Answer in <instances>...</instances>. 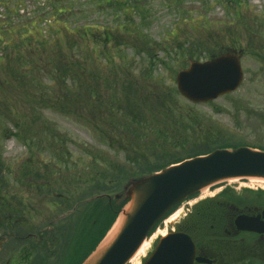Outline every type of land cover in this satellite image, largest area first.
Listing matches in <instances>:
<instances>
[{"label": "rangeland", "instance_id": "374dc122", "mask_svg": "<svg viewBox=\"0 0 264 264\" xmlns=\"http://www.w3.org/2000/svg\"><path fill=\"white\" fill-rule=\"evenodd\" d=\"M54 1L69 12L57 13L50 9L48 0H0V193L8 195L0 197V215L9 207L17 214L23 210L22 215L29 220L25 223L30 224L27 230L45 231L51 223L57 226L69 215V196H76V200L114 190L116 186L111 182L117 180L118 175L113 169L116 165L127 167V156L136 155L138 147L134 144L135 150H130L125 137L124 142L119 141L120 132L124 130L120 123L113 126L110 119H101L98 123L95 116L85 113L82 105L90 94L88 85L107 104L104 108L109 116L110 111L114 112L113 118L118 117L126 129L132 121L120 109L125 99L133 98L128 96L129 83H133L136 88L137 85L142 87L135 93L143 103L149 96L164 98L169 108H161L159 112L169 114L170 109L169 120L179 121V115L197 117L198 122L201 118L200 125L193 128L190 135L197 142L209 141L211 134L218 133L234 146L260 142L264 147V0L172 3L171 0H124L114 8L108 7L104 0ZM179 2L182 7L176 8ZM20 25L32 33L28 39H22L27 30L18 29L8 34L10 27ZM82 28L89 30L87 34ZM9 44L21 46L22 51L10 53ZM228 51L241 56L245 79L239 90L212 105L193 104L179 93L175 94L177 75L187 69L189 63L207 62L210 56L227 55ZM192 52L196 55L194 58L188 56ZM79 64L84 71L82 79L77 77L83 72ZM64 72L71 73L64 75ZM170 89L176 99L169 96ZM71 91L75 95L79 93L81 101L78 105L75 103L73 109L66 102ZM50 96L53 100H48ZM38 116L45 135L49 127L62 136L63 153L57 154L60 145L51 144L52 140L47 137L43 138L44 147H31L13 135L17 133L15 124L20 122H33L32 129L39 130L34 123ZM184 127L186 125L182 124L180 142L189 138ZM137 129L149 143L156 142V131H172L156 119L153 122L146 119ZM179 141L168 135L166 145L159 138L154 148L142 149L140 153L162 150L153 160L156 168L162 169L174 156L181 155V149L176 148V145L181 148ZM52 145L56 153L49 151ZM35 151L37 159L33 162L30 155ZM46 167L48 173L44 172ZM42 176L53 186L45 187ZM100 179L109 185L101 184L94 190ZM120 179L123 183L127 178L121 175ZM72 180H79L81 185L74 188L73 184H68ZM259 185L264 186V183L240 180L216 186L224 190L235 187L241 201L253 202L256 201L253 194L241 193L245 186L251 189L249 191H260ZM211 191H203L200 199H215L207 198L216 194ZM187 213L186 210L170 223L178 222ZM170 223H167L169 230ZM165 232L162 225L160 235ZM6 258L0 254V264H5Z\"/></svg>", "mask_w": 264, "mask_h": 264}, {"label": "water", "instance_id": "95a60500", "mask_svg": "<svg viewBox=\"0 0 264 264\" xmlns=\"http://www.w3.org/2000/svg\"><path fill=\"white\" fill-rule=\"evenodd\" d=\"M240 62L233 55L210 63L193 62L188 70L178 74V89L195 103L234 92L243 81ZM236 178L264 179V151L246 146L218 149L160 173L132 180L125 187L124 200L128 204L120 211L119 218L124 216L120 227L113 234L118 218L96 250L81 264H127L172 209L216 183ZM117 198L122 201V195Z\"/></svg>", "mask_w": 264, "mask_h": 264}, {"label": "flooded vegetation", "instance_id": "af4514ba", "mask_svg": "<svg viewBox=\"0 0 264 264\" xmlns=\"http://www.w3.org/2000/svg\"><path fill=\"white\" fill-rule=\"evenodd\" d=\"M237 192L236 188L226 190L218 197L220 200L214 202H184L180 211L187 210L188 213L171 224L170 230L166 223L162 224L167 234L156 237L141 264L153 260V253L161 243L179 255V264H186L185 255L193 254V249L192 264H264V194L249 202L241 201ZM242 194L250 193L247 190ZM255 224L258 231L252 230ZM185 237L190 238L191 243ZM21 247L19 242L12 251ZM12 261L9 258L5 263L14 264ZM156 262L162 263V258ZM164 262L174 264L176 259L167 256Z\"/></svg>", "mask_w": 264, "mask_h": 264}, {"label": "trees", "instance_id": "16d2710c", "mask_svg": "<svg viewBox=\"0 0 264 264\" xmlns=\"http://www.w3.org/2000/svg\"><path fill=\"white\" fill-rule=\"evenodd\" d=\"M107 4V6H111L112 8H114L115 6H117L119 3H123L122 1L124 0H104ZM103 1V2H104ZM135 2H133L134 5ZM58 4V3H57ZM135 8H137L134 5ZM63 9H65V12L68 13L67 8L62 7ZM62 8H56L57 13H63ZM72 14V13H70ZM125 26V25H122ZM86 28V27H84ZM82 28V30L87 32L89 31L88 29H84ZM91 28V27H89ZM120 30V29H119ZM118 30V32H120ZM16 33V32H14ZM12 33V34H14ZM106 34H108V32H105V36H107ZM32 35V33H30L29 31H26L23 35H22V39H28L29 36ZM230 51H228L229 53ZM233 52V51H231ZM191 58H194L196 55L194 52L189 53L188 55ZM216 55H212L210 56L211 58L215 57ZM79 66L78 68L83 71L82 69V65H77ZM74 71V70H73ZM71 72H64V75H70ZM84 73V71L77 75V77H79L80 79L84 78V76H82ZM86 75V74H85ZM87 76V75H86ZM82 77V78H81ZM129 89L131 91V93H129L128 96H133V98H127L124 100L125 105L120 109L121 111L125 112L127 117L130 118V120L132 121V124L130 125V127L128 129H126L124 127V125L120 122L118 117H114L113 118V114L114 112L110 111V116H109V111L105 110L104 106H107V104H104L103 99L101 98V96L96 92V90L91 89L90 85H88V89H89V95L87 98L84 99L83 102V108L85 109V113L87 115L90 116H95L96 119H98V123H101V119H110V123L111 125L113 124V126H116L118 123H120L119 125L122 127V129L120 132V140L119 141H125V138L127 139V143H129L130 146V150H135L134 149V144L138 147L137 154L133 155V156H127L128 160L126 162L127 167H129V169L126 166H120V165H116L115 166V171H117V180L111 182L114 186H116V188H118L121 183H122V179H120V176L123 175L124 179H128L129 178H134V177H140V176H144L146 174H150L151 172H155L161 168H156L155 166V161H153L156 158V155L159 152H162V150L160 149H156L158 150L157 152H150V153H140V150H149L152 149L156 146V142H159V138L163 139V142L165 144L166 140H168V135L171 136V139L173 140H177L179 141V137L181 135V133H183V128H182V124H185L186 127H184V132L189 134V138L185 141V142H180L181 143V148H179L176 145L177 149H181L180 153L181 155H177L174 156L172 158V160L170 162H168L167 165L173 164V163H177V162H181L182 160H185L187 158H191L193 156H197L200 154H204V153H208L210 151L213 150V148L218 147L222 144V142H224V138L219 137L218 133L214 136V133L211 134L209 141L207 140H202L197 142V140L195 138H190V135H192L193 133V128L195 129L196 127H198L200 125L201 122V118H199V121H196L198 118H188L187 116L184 115H179V121H176L174 119L169 120L168 116L171 113V110L169 109V114H167L166 112H159L161 110V108H169V104L167 102H164V98H162L160 95L158 96H153L152 98L149 96L147 99L146 103H143L142 101L139 100L138 97H140L139 95H137L135 93V91L137 89L141 90L142 87L133 84V83H129ZM82 84H79V87L81 88ZM160 90H162V88H160ZM73 91L68 92L67 98H66V102H68L69 107H71L70 109H73L76 105L80 104V96L75 95L74 93H72ZM79 92V91H78ZM175 94L178 96V92L175 90ZM169 96L172 97L173 99H176L172 89H170L169 91ZM135 99V100H134ZM48 100H53L52 96H50L48 98ZM78 100V101H77ZM134 100V101H133ZM76 103V105H74ZM78 111L76 112H80L81 110V105L80 107L77 108ZM75 112V111H74ZM146 113H149L148 116ZM153 114H155L153 116ZM190 115H193L191 113H187ZM162 116V119H161ZM195 116V115H193ZM94 117V118H95ZM132 118V119H131ZM151 118V119H150ZM150 120L153 122L154 119L158 120V121H162L163 124L169 129L172 128V131L170 130H166L165 132L162 131H156V138L153 137V135H151L156 142H151L149 143L148 141H146L143 138V135H140L137 132V127L140 124H143V122L145 120ZM21 121V120H20ZM194 121V124L192 125L191 123ZM40 122V117H37V120H34V123L36 125H38V129H32L33 127V122L32 124H29L27 121L25 123H16V128H17V133H14L13 135L16 136L19 140L23 139L25 140L24 142L29 144L31 147H44V141L43 138L47 137L48 140H62V136L60 134H56L55 132H52V130H50L49 127L48 128V135H45V132L43 131V127L41 125H39ZM114 123H117L116 125H114ZM32 125V126H31ZM219 130V129H218ZM221 131V130H219ZM210 134V132H209ZM125 137V138H124ZM34 140H38L40 143H34ZM114 144V142L112 143V145ZM111 145V146H112ZM166 145V144H165ZM223 146H227L226 144H224ZM175 148V147H174ZM164 166V167H165ZM127 181V180H126ZM105 184V186L109 185V183H103ZM4 195H6L5 193H3ZM3 194L0 193V197L3 196ZM8 196V195H6ZM6 205V204H5ZM9 210L13 209L12 207L8 208Z\"/></svg>", "mask_w": 264, "mask_h": 264}, {"label": "bare ground", "instance_id": "6f19581e", "mask_svg": "<svg viewBox=\"0 0 264 264\" xmlns=\"http://www.w3.org/2000/svg\"><path fill=\"white\" fill-rule=\"evenodd\" d=\"M235 181V180H234ZM253 182L254 181H257V182H264V181H258V180H252ZM246 187V186H245ZM182 213L184 214L185 212L184 211H179V212H177L176 214L174 213V215H172L171 216V218H170V220L169 221H171V220H173L174 218H177V217H180V216H182ZM122 220H124V216H122L121 218H119V220H118V222H117V224L114 226V228H113V230H114V232H113V234L115 233V231L117 230V228H118V226L120 227V225H121V223H122ZM168 225V224H167ZM167 233L165 232V235H166ZM162 236H165L164 234H161ZM161 235L159 236V237H161ZM110 237V236H109ZM153 240H154V237L153 238H151V240L146 244V246H142V247H140V249L138 250V252L136 253V254H138V255H135L134 256V259H133V261H135L134 262V264H141L142 263V259H143V257H145V254L146 253H148L149 252V250L151 249V247H152V242H153Z\"/></svg>", "mask_w": 264, "mask_h": 264}]
</instances>
